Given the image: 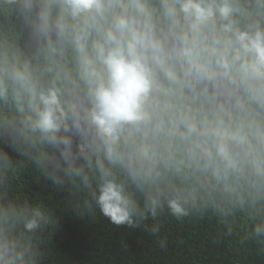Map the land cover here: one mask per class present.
I'll list each match as a JSON object with an SVG mask.
<instances>
[{"label":"clouds","instance_id":"1","mask_svg":"<svg viewBox=\"0 0 264 264\" xmlns=\"http://www.w3.org/2000/svg\"><path fill=\"white\" fill-rule=\"evenodd\" d=\"M0 143V264L56 222L9 195L23 164L162 248L212 216L264 255V0H0Z\"/></svg>","mask_w":264,"mask_h":264},{"label":"trees","instance_id":"2","mask_svg":"<svg viewBox=\"0 0 264 264\" xmlns=\"http://www.w3.org/2000/svg\"><path fill=\"white\" fill-rule=\"evenodd\" d=\"M0 148L14 163L24 160L7 143ZM9 195L39 202L56 218L43 232L40 264H264L255 243L241 242L243 220H237L229 234L228 226L212 216L183 221L162 217L160 235L167 241L162 248L143 227H118L98 210L94 215L78 211L70 202L68 185H54L34 165L20 167Z\"/></svg>","mask_w":264,"mask_h":264}]
</instances>
